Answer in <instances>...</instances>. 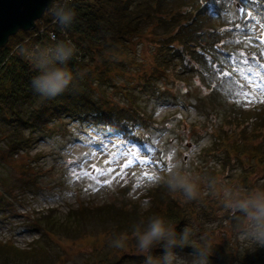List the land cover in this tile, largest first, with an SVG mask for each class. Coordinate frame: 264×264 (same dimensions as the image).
Listing matches in <instances>:
<instances>
[{"label":"rangeland","instance_id":"374dc122","mask_svg":"<svg viewBox=\"0 0 264 264\" xmlns=\"http://www.w3.org/2000/svg\"><path fill=\"white\" fill-rule=\"evenodd\" d=\"M150 1L136 0L132 8L140 3V13L146 15ZM158 1V18L142 20L140 37L124 50L127 62L115 65L100 86L110 104L132 109L142 127H147L145 132L141 126L134 127L137 136H145L142 145L123 142L95 126L83 128L71 119H58L48 124L47 132L34 133L27 125H14L0 115V195L14 184L8 190L9 204L0 207V242L9 241L19 250L38 246L46 251L45 260L39 263L4 258L0 264H136L145 255L138 250L132 226L151 206L148 192L160 185L179 206H189L193 242L229 243L243 250L256 244L244 235L248 226L245 215L239 224L234 223V230L227 210H240L225 196L243 200L264 192V123L254 133L253 127H242L247 136L236 152L232 143L238 140V129L230 126L229 119L222 116L220 102L217 106L211 96L224 98L223 93L232 89L242 100L244 112L256 107L264 110V64L239 51L241 57L233 62V80L215 75L197 55H190V63L183 65L175 55L178 46L167 49L162 42L172 43L176 36L178 24L171 15H164L166 4L176 0ZM206 2L216 4L215 26L226 30L243 22L246 29L244 33H223L226 40L220 35L218 48L227 51L240 36L245 40L261 38L264 46L262 21L248 0H181L176 2L173 16L181 17L187 5ZM84 60L89 61L88 54ZM222 64L223 68L229 66ZM238 86H244L248 94ZM228 106L230 102L223 108ZM15 130L30 138L25 154H14L11 148ZM142 160L150 162L142 164ZM176 161L197 185L195 199L188 200L182 191L167 186L168 171ZM145 173L164 179L157 183ZM26 175H33L36 185L22 189L25 182L18 180ZM145 200L149 203L142 208ZM84 209L86 220L74 232L45 235L35 223L52 215L63 223ZM106 209L120 210L123 217L98 214ZM122 236L126 237L125 246L116 248L113 242ZM180 255L191 264L193 258Z\"/></svg>","mask_w":264,"mask_h":264},{"label":"trees","instance_id":"16d2710c","mask_svg":"<svg viewBox=\"0 0 264 264\" xmlns=\"http://www.w3.org/2000/svg\"><path fill=\"white\" fill-rule=\"evenodd\" d=\"M135 1L73 0L64 8L74 13L70 24L61 25L55 15V10L52 14L45 13L41 20L36 22L33 32L19 31L11 36L8 43L0 49V115H4L3 119L14 125L17 122L20 125H27L26 128L34 133L47 132L48 124L58 119H71L83 128L95 126L112 136H119L123 142L142 145L145 136H137L134 133V127L141 126L144 132L147 127H142V122L138 120V115L133 113L132 109L117 108L110 104L111 102L105 98L104 91L100 89L101 84L104 83V76L109 75L116 68L115 65L127 62L124 50L129 48L131 40L140 37L142 20L145 17L150 21L158 18L155 13V4L160 3L158 0L150 1L146 15L140 13V3L132 8ZM248 1L250 8L261 19L264 30V0ZM176 2H181V0L167 3L168 10L164 14L171 15V18L174 17L173 23L178 24L176 36L172 43L163 40L162 42L167 49H170L173 44L178 46V50L176 48L174 50L175 55L182 60L183 65L190 63L188 61L190 55H197L198 61H204L210 65L215 75H219L220 78L231 77L233 80V62L241 57L239 51L244 50L245 56L259 64H264V46L261 38L245 40L240 36L236 37L234 40L236 44L229 46L227 51L222 45L218 48L220 40L227 39L223 33L246 32L243 22H238L232 28H224L226 30L215 26L212 21L216 13L214 2H206L198 6L197 3L187 5L181 17L175 18L173 10L178 9ZM179 18H182L184 22L183 27L180 26ZM162 19L167 21L165 16ZM53 21L55 23L51 25ZM44 26L46 30L39 34ZM49 33L55 35L53 41L50 40ZM220 35L222 37L219 40ZM60 45L72 47L73 56L65 64L58 61L48 63L51 61L52 53ZM77 52L80 53L79 59L75 58ZM86 54L89 56L88 62L84 60ZM223 62L229 64L228 68L222 67ZM45 65L47 67H67L74 77L68 88L54 97L42 96L32 87L33 78L41 74ZM239 89L245 95L248 94L244 86H240ZM223 95L224 98L211 96V102L215 104L220 102V106L219 104L217 106L222 109V116L229 119L230 126L238 129L236 136L238 140L232 143V148L237 152L241 150L242 141L247 136L242 127L250 129L253 127V133L262 129L260 125L261 122L264 123V110L263 107H256L250 112H244L241 106L242 100L236 96V92L232 89L226 90ZM228 102L230 106L224 109L223 106ZM19 132L22 131L15 130L13 139L10 141L11 148L14 154L21 151L25 154L29 149L30 138H24L18 134ZM18 181L25 182L21 184L22 189L36 185L33 175H26ZM13 185L10 184L8 187L4 185L7 188H5V194L0 195V207L9 204L7 196L10 192L8 190ZM147 197L150 199L151 206L140 217V221H136L132 227L140 224L141 221L146 222L149 217L155 215L163 217L169 224L174 225L177 233L185 228L190 233L189 221L192 212L188 210L189 206H179L176 200L168 196L163 185L149 191ZM87 214V210H79L68 216L63 223L58 222L53 215L43 216L35 223H37L38 230L45 235L53 232H74V230H79V223L86 220ZM98 214H103L104 217L113 216L117 219L123 217L120 210L114 209H106L105 212ZM226 215L232 219L234 227L244 216L241 211L236 210L232 212L227 210ZM178 243H181L183 248H177L176 251L188 258H193L194 248L203 249L209 255L208 264H264V247L257 244L244 250L242 246L229 243L213 246L205 242H193L192 233L187 241H178ZM163 251L157 246L152 255L161 256ZM45 254L44 247L32 246L29 249L19 250L9 241L0 242V260L17 258L39 263L45 260ZM136 264H146V256L140 258Z\"/></svg>","mask_w":264,"mask_h":264},{"label":"clouds","instance_id":"9594fccd","mask_svg":"<svg viewBox=\"0 0 264 264\" xmlns=\"http://www.w3.org/2000/svg\"><path fill=\"white\" fill-rule=\"evenodd\" d=\"M61 25H68L74 18V13L59 9L55 13ZM73 56V48L60 45L52 53V61H58L65 64ZM74 77L67 67H47L45 65L41 74L35 76L32 80L33 89L42 96L54 97L64 92L72 83ZM182 164L176 161L168 171L166 183L172 191H182L188 200L195 199L198 195L197 185L193 183L191 177L184 174ZM163 177L156 176L158 183ZM231 201V206L242 211L248 221V226L244 235L255 243L264 247V192H256L246 199L240 200L234 195L225 196ZM148 201L142 202L141 207L146 208ZM134 238L137 242L138 250L146 256V264H189L177 251V248H183L178 241H187L190 233L187 228L177 233L176 227L169 224L163 217L152 216L148 220L141 221L133 230ZM126 237L122 236L116 239L113 244L116 248L125 246ZM161 247L164 251L161 256H153V250ZM208 253L203 249L194 248L191 264H208Z\"/></svg>","mask_w":264,"mask_h":264},{"label":"water","instance_id":"95a60500","mask_svg":"<svg viewBox=\"0 0 264 264\" xmlns=\"http://www.w3.org/2000/svg\"><path fill=\"white\" fill-rule=\"evenodd\" d=\"M54 0H0V49L19 31L33 32Z\"/></svg>","mask_w":264,"mask_h":264},{"label":"built area","instance_id":"2783aa9c","mask_svg":"<svg viewBox=\"0 0 264 264\" xmlns=\"http://www.w3.org/2000/svg\"><path fill=\"white\" fill-rule=\"evenodd\" d=\"M73 0H55V1H53V3H52V5H51V10H50V12L49 13H53V11H57V10H59V9H64L65 8V6L67 5V4H69L70 2H72ZM55 23V21H53L52 23H51V25L52 24H54ZM46 27L44 26L43 27V30H41V31H39V34H42L43 33V31L44 30H46L45 29ZM49 38H50V40H54V38H55V35H53L52 33H49ZM49 51V50H48ZM75 58L76 59H79L80 58V53L79 52H77L76 53V55H75Z\"/></svg>","mask_w":264,"mask_h":264},{"label":"snow or ice","instance_id":"6c2138e0","mask_svg":"<svg viewBox=\"0 0 264 264\" xmlns=\"http://www.w3.org/2000/svg\"><path fill=\"white\" fill-rule=\"evenodd\" d=\"M149 162H150L149 160H142V161H140V163H142V164H146V163H149ZM129 163H131V161H129ZM109 171H111V170H109ZM145 175L148 176V179L149 180H152V179L155 178L153 175H149L148 173H145ZM105 183H111V181H105Z\"/></svg>","mask_w":264,"mask_h":264}]
</instances>
